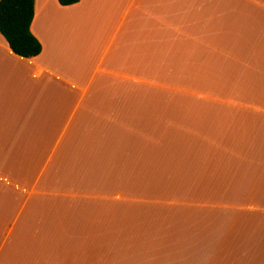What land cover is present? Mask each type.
<instances>
[{"label":"crops","instance_id":"crops-1","mask_svg":"<svg viewBox=\"0 0 264 264\" xmlns=\"http://www.w3.org/2000/svg\"><path fill=\"white\" fill-rule=\"evenodd\" d=\"M30 31L0 34V264H264V0H34ZM93 62L122 81L70 100ZM149 156L188 215L117 194Z\"/></svg>","mask_w":264,"mask_h":264},{"label":"rangeland","instance_id":"rangeland-1","mask_svg":"<svg viewBox=\"0 0 264 264\" xmlns=\"http://www.w3.org/2000/svg\"><path fill=\"white\" fill-rule=\"evenodd\" d=\"M94 62L90 66L84 67L79 74V83L77 89L69 88V99L73 101L80 100L82 98L80 93V88L87 87L88 84L94 81L95 84L99 82H105L107 84H114L116 82L122 81L121 77L110 76L103 77V75H92L94 71ZM71 78V75H70ZM146 79L149 81L157 80L160 81V84L165 85L171 82L169 77H153L148 76ZM146 87V86H145ZM140 94H144L141 92ZM161 94V93H160ZM164 129L162 130V132ZM161 136V133H160ZM163 146V139H160V148ZM156 162L154 157L149 156L148 158V170L143 172L137 171L131 173V176L126 178L127 187L124 188L122 184H118L116 187L117 194H120L124 199L127 200V203L131 206V215H160L165 214L169 215V212L172 215L180 212V215H188V208L186 206H179L174 202H179L187 200L189 196V189H178L176 194L173 196L172 193L165 198L160 197V169H157L153 163ZM119 179V177H118ZM194 188V187H193ZM204 190L203 187L199 189ZM171 200V201H168ZM164 203L172 204L171 206H166ZM120 204V203H118ZM173 209V212H172ZM152 222L151 225L147 226L149 229H156V222L148 220L145 223ZM160 225V224H159Z\"/></svg>","mask_w":264,"mask_h":264},{"label":"trees","instance_id":"trees-1","mask_svg":"<svg viewBox=\"0 0 264 264\" xmlns=\"http://www.w3.org/2000/svg\"><path fill=\"white\" fill-rule=\"evenodd\" d=\"M80 0H58L61 6L75 5ZM34 0H0V34L10 50L22 58H34L42 46L32 35Z\"/></svg>","mask_w":264,"mask_h":264}]
</instances>
